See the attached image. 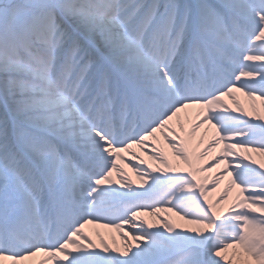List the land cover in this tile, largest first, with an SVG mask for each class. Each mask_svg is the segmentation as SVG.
Segmentation results:
<instances>
[{"label":"snow or ice","instance_id":"6c2138e0","mask_svg":"<svg viewBox=\"0 0 264 264\" xmlns=\"http://www.w3.org/2000/svg\"><path fill=\"white\" fill-rule=\"evenodd\" d=\"M0 264H264V0H0Z\"/></svg>","mask_w":264,"mask_h":264},{"label":"bare ground","instance_id":"6f19581e","mask_svg":"<svg viewBox=\"0 0 264 264\" xmlns=\"http://www.w3.org/2000/svg\"><path fill=\"white\" fill-rule=\"evenodd\" d=\"M243 100V98H242ZM245 107L247 108L248 107V104L247 102H245ZM159 144L160 145H163V140L162 138L159 139ZM138 151L136 152L137 156L140 158V159H145L146 158V155L144 152H142L140 149H137ZM166 151H169V154H170V150H167ZM125 156L126 159L128 160H131V163L135 164V163H138V161L136 160H133L127 153L123 154ZM255 155V154H253ZM144 166H147L146 164L143 165L142 167ZM120 167L128 174L129 177L132 178L133 181H135L136 183H139V180L137 179L136 175L134 174V172L131 170V167L130 166H127L125 164H120ZM115 177V175H114ZM215 194H213L214 196ZM147 218V217H146ZM150 219V218H149ZM174 219H177L178 218H175ZM179 223H183L182 221H178ZM95 230V231H92V230ZM85 231L92 236V238L94 240H97L98 241V237L96 235V233H100L101 236H103L107 241L108 243L111 245L112 244V237L115 238V241L117 244H120L121 243V240H120V237L119 235H117L115 232H110L109 230L107 229H103V228H96V227H93L92 225H89L86 227Z\"/></svg>","mask_w":264,"mask_h":264},{"label":"rangeland","instance_id":"374dc122","mask_svg":"<svg viewBox=\"0 0 264 264\" xmlns=\"http://www.w3.org/2000/svg\"><path fill=\"white\" fill-rule=\"evenodd\" d=\"M135 148H133L131 151H134ZM144 161L146 162V165L148 164H154L153 161L149 160L148 156L146 155V158L144 159ZM142 167V166H141ZM135 174V173H134ZM92 231H95L94 229Z\"/></svg>","mask_w":264,"mask_h":264}]
</instances>
